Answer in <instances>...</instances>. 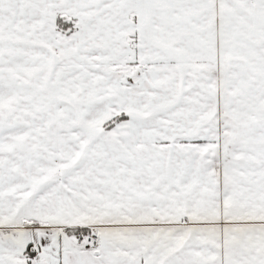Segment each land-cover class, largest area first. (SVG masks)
<instances>
[{
  "label": "snow or ice",
  "instance_id": "6c2138e0",
  "mask_svg": "<svg viewBox=\"0 0 264 264\" xmlns=\"http://www.w3.org/2000/svg\"><path fill=\"white\" fill-rule=\"evenodd\" d=\"M0 264H264V0H0Z\"/></svg>",
  "mask_w": 264,
  "mask_h": 264
}]
</instances>
